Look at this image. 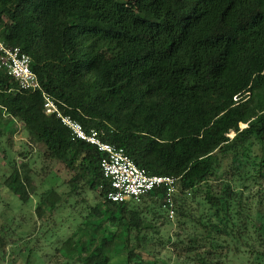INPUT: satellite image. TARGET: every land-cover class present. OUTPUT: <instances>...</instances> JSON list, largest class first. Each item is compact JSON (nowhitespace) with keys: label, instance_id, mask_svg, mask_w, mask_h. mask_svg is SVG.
Instances as JSON below:
<instances>
[{"label":"trees","instance_id":"trees-1","mask_svg":"<svg viewBox=\"0 0 264 264\" xmlns=\"http://www.w3.org/2000/svg\"><path fill=\"white\" fill-rule=\"evenodd\" d=\"M0 40L30 56L40 84L21 90L0 69V136L19 121L70 172L69 196L88 187L100 198L66 241L77 260L118 251L125 264H166L144 258L166 244L178 264H264V194L251 212L233 188L235 177L264 181V0H0ZM46 96L148 174L179 179L175 237L163 241L154 223L166 189L108 200L104 155L46 114ZM9 165L4 184L26 203L29 165ZM48 196L54 209L61 196Z\"/></svg>","mask_w":264,"mask_h":264},{"label":"rangeland","instance_id":"rangeland-1","mask_svg":"<svg viewBox=\"0 0 264 264\" xmlns=\"http://www.w3.org/2000/svg\"><path fill=\"white\" fill-rule=\"evenodd\" d=\"M4 120V116L0 118V129ZM245 127L240 126L241 129ZM233 136V132L228 135L230 138ZM45 151L44 145L33 144L30 141L19 121H15L0 136V264H83L76 259L77 253L68 248L66 241L74 236L80 227L86 228L87 225L84 223L90 208L99 204L100 198L88 187L69 196L70 172L61 162L48 158ZM255 153H259L258 150ZM12 160L17 163H28L31 170V197L26 203L12 194L4 184L5 178L10 173L9 163ZM223 171L224 167H221L218 175ZM247 176L249 175L243 176V179L235 177L233 188L243 194L244 203L251 208V212H255L257 204L261 201L257 193L259 191L264 194V181L259 180L255 183L252 179H246ZM216 183V186L219 185L218 182ZM52 189H56L61 196L54 209L51 207L53 198L48 196ZM262 200L264 203V197ZM192 206L194 209L197 206L195 201L192 202ZM39 207L40 212H38ZM160 213L163 218L154 223L157 225L160 237L166 241L167 237L176 236L180 226L176 216L172 220L168 218V221L164 208ZM257 218L255 217L254 220ZM110 227L113 231L117 230L114 226ZM192 227V224H187V229L181 233L182 239H186L192 233ZM90 233L93 234V231ZM153 236L157 237V234ZM74 239L77 240L78 237L75 235ZM83 240H88V236ZM152 251L157 255L156 257L152 258V254L146 253L144 258L166 259V264H178L176 254L166 244L163 248L156 244L152 247ZM242 260L243 257L234 259L235 263ZM125 262V255L115 251L103 257L100 264H125Z\"/></svg>","mask_w":264,"mask_h":264},{"label":"built area","instance_id":"built-area-1","mask_svg":"<svg viewBox=\"0 0 264 264\" xmlns=\"http://www.w3.org/2000/svg\"><path fill=\"white\" fill-rule=\"evenodd\" d=\"M31 58L18 47H8L0 40V69L5 70L19 84L21 90L38 91L40 84L31 69ZM45 112L56 115L72 133L75 140L84 141L98 149L104 157L101 161L103 175L110 180L112 190L108 200L124 203L131 200L139 202L155 189H166L164 208L169 219L175 218L174 198L178 193V178L165 175H150L140 168L119 148L104 139V133L95 129L87 131L81 123L70 116L63 115L54 102L46 96ZM192 194L189 192L188 196Z\"/></svg>","mask_w":264,"mask_h":264}]
</instances>
